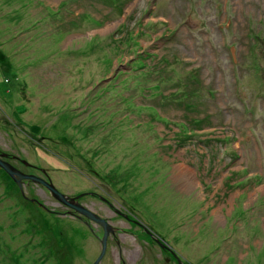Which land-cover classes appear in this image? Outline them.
<instances>
[{
  "label": "rangeland",
  "instance_id": "1",
  "mask_svg": "<svg viewBox=\"0 0 264 264\" xmlns=\"http://www.w3.org/2000/svg\"><path fill=\"white\" fill-rule=\"evenodd\" d=\"M0 151L125 264H264V0H0ZM1 169L0 264H92L102 225Z\"/></svg>",
  "mask_w": 264,
  "mask_h": 264
},
{
  "label": "water",
  "instance_id": "2",
  "mask_svg": "<svg viewBox=\"0 0 264 264\" xmlns=\"http://www.w3.org/2000/svg\"><path fill=\"white\" fill-rule=\"evenodd\" d=\"M0 155H5V153H0ZM0 168H2L8 174V176L15 182V184L18 186L22 194H24L22 190V180L24 178L30 179L32 181H35L36 183L42 184L54 199L70 207L72 212L76 213V215H84L85 217L91 219L93 222L100 223L103 227V232L99 237L100 249L98 254L95 256L94 260L92 261V264H99V260L102 257L105 250L107 233L108 231L110 230L112 231L113 229L111 225H109L103 218H101L97 214L93 213L92 211L81 205L76 199L78 195L73 197V196H68L65 193H62L52 184L50 180H44L40 176L31 173H25L1 157H0ZM31 199L34 200V198ZM37 203L40 206L45 207V205L39 202L38 200Z\"/></svg>",
  "mask_w": 264,
  "mask_h": 264
},
{
  "label": "flooded vegetation",
  "instance_id": "3",
  "mask_svg": "<svg viewBox=\"0 0 264 264\" xmlns=\"http://www.w3.org/2000/svg\"><path fill=\"white\" fill-rule=\"evenodd\" d=\"M1 152V151H0ZM1 156H3L4 158H6L7 160H9V155L8 154H6V155H1ZM10 161V160H9ZM11 162V161H10ZM41 169V168H40ZM40 171H42L43 172V170L41 169ZM24 172H27V171H24ZM43 174L44 175H46V173L45 172H43ZM39 176H42V175H39ZM43 177V176H42ZM48 179V176H46L45 177V179ZM26 184H28V183H26ZM107 206H111V208H112V204L107 200ZM68 211H67V213L68 214H71L72 216H74V217H76V218H78V219H81L82 221H83V223L86 225V226H88V227H90V224L89 223H91V222H88V220L90 221V219H88L87 217H85L84 215H76L74 212H72V210L71 209H67ZM90 210V209H89ZM92 210V212L93 213H95V214H97V215H99L96 211H93V209H91ZM90 210V211H91ZM100 216V215H99ZM102 217V216H101ZM104 218V220L109 224V225H111V227L113 228L112 229V231H108V233H107V236H106V245H107V243H108V241H109V239L110 238H112V236H117V234H118V237L116 238H113V244H114V247H115V250H116V252L118 253L117 255L119 256V258H120V261L122 262H120V264H125V261L123 260V258H122V256H121V251H122V246H123V244L120 242V238H121V233H120V228L118 227V226H116V225H114L113 223H112V221L110 220L111 218H108V217H103ZM125 219L127 218V220L130 222V223H132V222H135V223H137V225H138V227H139V230H140V232H141V234H143V236H145L148 240H146L145 238L144 239H141L140 237H138L137 235L135 236V235H133L131 232H129V231H126L127 233H129V234H132V236H134L135 238H136V240L138 241V243L140 244V246L143 248L144 247V244H146V242L147 241H150V242H153V243H155V244H158V245H160L162 248H163V250H168V248L166 247V246H163V245H161V242L160 241H158L157 239L158 238H160V239H162L157 233H155V232H153L152 230H150L148 227H146L144 224H142L140 221H135V220H130L129 219V217H124ZM97 225H99V224H97ZM100 226V225H99ZM100 228H101V226H100ZM102 229V228H101ZM121 230H123V228H121ZM149 230V231H148ZM126 232H124L125 234H126ZM102 234V233H101ZM101 234H100V236H101ZM110 235V236H109ZM119 235H120V238H119ZM100 236H97V238H99ZM163 240V239H162ZM115 241V242H114ZM157 242V243H156ZM144 243V244H143ZM152 243V244H153ZM106 248V247H105ZM161 248V249H162ZM174 255H175V259H174V261L176 262V257H177V255L174 253ZM135 263L136 264H139V262L138 261H135ZM134 263V264H135ZM175 264H179V263H175Z\"/></svg>",
  "mask_w": 264,
  "mask_h": 264
},
{
  "label": "trees",
  "instance_id": "4",
  "mask_svg": "<svg viewBox=\"0 0 264 264\" xmlns=\"http://www.w3.org/2000/svg\"><path fill=\"white\" fill-rule=\"evenodd\" d=\"M251 36L252 37H254V39L255 38H258V33L257 32H253L252 34H251ZM1 169V168H0ZM2 170V169H1ZM251 176H254L257 180H258V178H262L261 177V174L259 173H253V174H251ZM250 177V176H249Z\"/></svg>",
  "mask_w": 264,
  "mask_h": 264
},
{
  "label": "bare ground",
  "instance_id": "5",
  "mask_svg": "<svg viewBox=\"0 0 264 264\" xmlns=\"http://www.w3.org/2000/svg\"><path fill=\"white\" fill-rule=\"evenodd\" d=\"M179 172H180V171H179ZM185 175H186V174H185ZM185 175H184V176H185ZM189 175H190V174H189ZM187 177H188V176H187ZM186 182H187V181H186Z\"/></svg>",
  "mask_w": 264,
  "mask_h": 264
}]
</instances>
